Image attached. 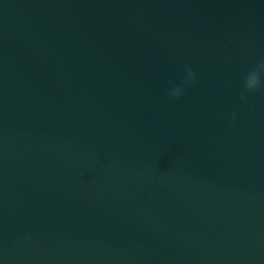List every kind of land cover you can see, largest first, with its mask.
Segmentation results:
<instances>
[{"label":"water","instance_id":"1","mask_svg":"<svg viewBox=\"0 0 264 264\" xmlns=\"http://www.w3.org/2000/svg\"><path fill=\"white\" fill-rule=\"evenodd\" d=\"M261 60L264 0H0V264H264Z\"/></svg>","mask_w":264,"mask_h":264},{"label":"clouds","instance_id":"2","mask_svg":"<svg viewBox=\"0 0 264 264\" xmlns=\"http://www.w3.org/2000/svg\"><path fill=\"white\" fill-rule=\"evenodd\" d=\"M184 78L182 85L171 84L167 90V96L170 100L178 99L184 92L185 87L191 85L195 79L196 74L191 66H185ZM264 60H261L254 68L249 70L243 78V92L240 100L243 102L246 99L245 93H251L264 86ZM237 117L236 112L231 113V118L228 123L234 121Z\"/></svg>","mask_w":264,"mask_h":264}]
</instances>
